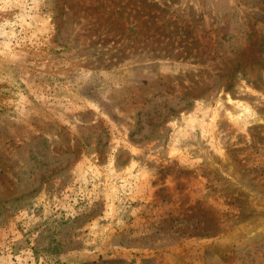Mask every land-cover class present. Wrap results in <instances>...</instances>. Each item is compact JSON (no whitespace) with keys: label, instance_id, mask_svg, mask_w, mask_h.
Returning a JSON list of instances; mask_svg holds the SVG:
<instances>
[{"label":"rangeland","instance_id":"374dc122","mask_svg":"<svg viewBox=\"0 0 264 264\" xmlns=\"http://www.w3.org/2000/svg\"><path fill=\"white\" fill-rule=\"evenodd\" d=\"M0 264H264V0H0Z\"/></svg>","mask_w":264,"mask_h":264}]
</instances>
